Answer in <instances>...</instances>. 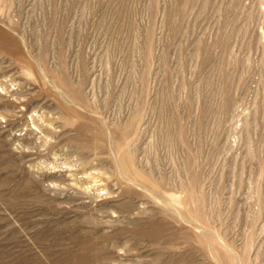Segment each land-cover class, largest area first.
Here are the masks:
<instances>
[{
    "label": "rangeland",
    "instance_id": "374dc122",
    "mask_svg": "<svg viewBox=\"0 0 264 264\" xmlns=\"http://www.w3.org/2000/svg\"><path fill=\"white\" fill-rule=\"evenodd\" d=\"M0 264H264V0H0Z\"/></svg>",
    "mask_w": 264,
    "mask_h": 264
},
{
    "label": "bare ground",
    "instance_id": "6f19581e",
    "mask_svg": "<svg viewBox=\"0 0 264 264\" xmlns=\"http://www.w3.org/2000/svg\"><path fill=\"white\" fill-rule=\"evenodd\" d=\"M132 179H134V178H132ZM135 182V181H134ZM175 199V198H174ZM174 205V204H173Z\"/></svg>",
    "mask_w": 264,
    "mask_h": 264
}]
</instances>
